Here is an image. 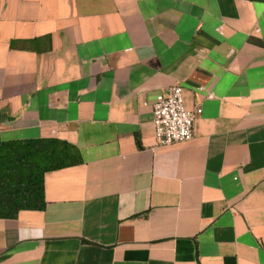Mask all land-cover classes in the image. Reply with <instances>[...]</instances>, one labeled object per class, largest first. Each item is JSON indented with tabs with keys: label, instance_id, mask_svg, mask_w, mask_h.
<instances>
[{
	"label": "crops",
	"instance_id": "obj_1",
	"mask_svg": "<svg viewBox=\"0 0 264 264\" xmlns=\"http://www.w3.org/2000/svg\"><path fill=\"white\" fill-rule=\"evenodd\" d=\"M179 84L192 136L154 142ZM56 137L0 264H264V0H0V142Z\"/></svg>",
	"mask_w": 264,
	"mask_h": 264
},
{
	"label": "trees",
	"instance_id": "obj_2",
	"mask_svg": "<svg viewBox=\"0 0 264 264\" xmlns=\"http://www.w3.org/2000/svg\"><path fill=\"white\" fill-rule=\"evenodd\" d=\"M80 161L77 148L56 137L7 139L0 142V217L19 209L44 206L43 173Z\"/></svg>",
	"mask_w": 264,
	"mask_h": 264
},
{
	"label": "built area",
	"instance_id": "obj_3",
	"mask_svg": "<svg viewBox=\"0 0 264 264\" xmlns=\"http://www.w3.org/2000/svg\"><path fill=\"white\" fill-rule=\"evenodd\" d=\"M200 106L188 109L182 97L179 84L167 87L166 92H158L151 107V125L155 143L164 144L185 140L192 136V126Z\"/></svg>",
	"mask_w": 264,
	"mask_h": 264
}]
</instances>
